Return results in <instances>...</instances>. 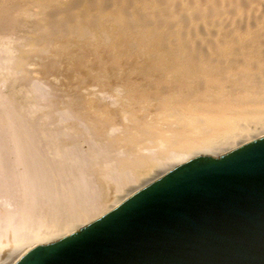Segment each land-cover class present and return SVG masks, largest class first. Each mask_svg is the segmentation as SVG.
Wrapping results in <instances>:
<instances>
[{"label":"bare ground","instance_id":"1","mask_svg":"<svg viewBox=\"0 0 264 264\" xmlns=\"http://www.w3.org/2000/svg\"><path fill=\"white\" fill-rule=\"evenodd\" d=\"M262 137L264 0H0V264Z\"/></svg>","mask_w":264,"mask_h":264},{"label":"water","instance_id":"2","mask_svg":"<svg viewBox=\"0 0 264 264\" xmlns=\"http://www.w3.org/2000/svg\"><path fill=\"white\" fill-rule=\"evenodd\" d=\"M17 264H264V137L181 165Z\"/></svg>","mask_w":264,"mask_h":264},{"label":"rangeland","instance_id":"3","mask_svg":"<svg viewBox=\"0 0 264 264\" xmlns=\"http://www.w3.org/2000/svg\"><path fill=\"white\" fill-rule=\"evenodd\" d=\"M53 243V242H52Z\"/></svg>","mask_w":264,"mask_h":264}]
</instances>
